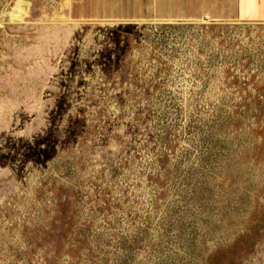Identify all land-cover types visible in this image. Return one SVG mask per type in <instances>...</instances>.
Masks as SVG:
<instances>
[{
    "label": "rangeland",
    "instance_id": "obj_1",
    "mask_svg": "<svg viewBox=\"0 0 264 264\" xmlns=\"http://www.w3.org/2000/svg\"><path fill=\"white\" fill-rule=\"evenodd\" d=\"M72 1L0 0V264H264V24Z\"/></svg>",
    "mask_w": 264,
    "mask_h": 264
},
{
    "label": "crops",
    "instance_id": "obj_2",
    "mask_svg": "<svg viewBox=\"0 0 264 264\" xmlns=\"http://www.w3.org/2000/svg\"><path fill=\"white\" fill-rule=\"evenodd\" d=\"M69 10L75 19L264 24V0H73Z\"/></svg>",
    "mask_w": 264,
    "mask_h": 264
},
{
    "label": "bare ground",
    "instance_id": "obj_3",
    "mask_svg": "<svg viewBox=\"0 0 264 264\" xmlns=\"http://www.w3.org/2000/svg\"><path fill=\"white\" fill-rule=\"evenodd\" d=\"M67 2H69V1H67ZM18 4H20V3H17V5H18ZM68 4H69V3H67V6H68Z\"/></svg>",
    "mask_w": 264,
    "mask_h": 264
}]
</instances>
